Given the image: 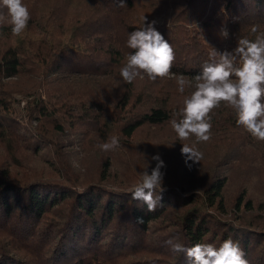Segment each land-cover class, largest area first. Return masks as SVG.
I'll return each instance as SVG.
<instances>
[{
  "label": "trees",
  "instance_id": "16d2710c",
  "mask_svg": "<svg viewBox=\"0 0 264 264\" xmlns=\"http://www.w3.org/2000/svg\"><path fill=\"white\" fill-rule=\"evenodd\" d=\"M23 3L31 19L19 36L0 22V264H190L166 241L228 238L249 264H264V142L221 103L212 138L197 145L203 159L186 164L181 143L194 137L181 142L170 123L194 90L180 93L177 78L191 80L213 48L264 32V0ZM144 16L164 19L155 27L175 50L172 75L125 83L128 35ZM112 136L118 149L97 147ZM156 154L165 191L148 212L131 189ZM229 182L237 191L228 202Z\"/></svg>",
  "mask_w": 264,
  "mask_h": 264
},
{
  "label": "clouds",
  "instance_id": "9594fccd",
  "mask_svg": "<svg viewBox=\"0 0 264 264\" xmlns=\"http://www.w3.org/2000/svg\"><path fill=\"white\" fill-rule=\"evenodd\" d=\"M119 0V6H124ZM0 22L6 21L11 26L14 36H19L28 26L31 13L23 0H0ZM156 21L142 17V26L131 31L127 47L132 49L126 57V63L120 68V76L125 83H132L138 77L150 81L164 79L172 75L175 50L167 39L155 27ZM257 27L251 28L257 33ZM220 35L227 39L226 28ZM178 91L185 92L186 87L194 90L184 97L183 106L173 114L171 127L181 141V154L185 163H199L203 153L197 145L212 138V113L224 103L236 114V124L248 132L255 140L264 142V32H259L254 39L240 38L236 47L223 52L213 48L211 58L201 66V71L191 80L180 76L176 80ZM97 147L104 151H114L120 147L118 137L112 136ZM156 161L149 173L147 168L139 173L140 180L131 189V198L142 202L148 212H155L162 206L164 173L166 165L159 154L151 157ZM74 166H77L74 163ZM191 167V165H188ZM159 193V195H157ZM137 218V223H142ZM170 251L183 254L190 264H249L245 252L238 241L232 238L223 240L219 246L212 243H196L190 247L173 240L166 241Z\"/></svg>",
  "mask_w": 264,
  "mask_h": 264
},
{
  "label": "rangeland",
  "instance_id": "374dc122",
  "mask_svg": "<svg viewBox=\"0 0 264 264\" xmlns=\"http://www.w3.org/2000/svg\"><path fill=\"white\" fill-rule=\"evenodd\" d=\"M144 12H145V9H142L141 8V9H138L136 11V14L137 15H142V14H144ZM150 18H151L150 19L151 21L155 20L158 24H161L164 21V19L162 17H154V18L153 17H150ZM87 163H88L89 166H90V164H92V166L94 165V162L92 163V160L90 161V164H89V161H87ZM238 176H240V175H238ZM250 190H251V194L253 195L254 198H256V199L261 198L260 197L261 194H259V184H258V182L256 183V181H255V183L250 188ZM236 191H237V184L236 183H232V182L230 183L229 182L228 185H227L226 191H225V196H224L225 199H226V201L229 202L231 200V198L233 197V194H235Z\"/></svg>",
  "mask_w": 264,
  "mask_h": 264
}]
</instances>
